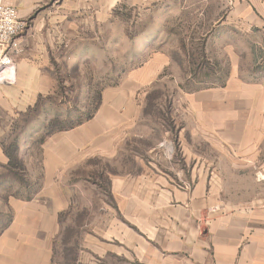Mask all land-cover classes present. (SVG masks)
Listing matches in <instances>:
<instances>
[{
  "label": "crops",
  "instance_id": "crops-1",
  "mask_svg": "<svg viewBox=\"0 0 264 264\" xmlns=\"http://www.w3.org/2000/svg\"><path fill=\"white\" fill-rule=\"evenodd\" d=\"M5 2L27 25L13 67L0 74L9 79L0 86V105L7 112H27L55 90L51 43L44 38L52 23L69 18L66 6L102 5L109 13L118 4L178 6L212 22L206 36L230 35L222 85L181 99L190 124L180 129L177 144L169 143L181 156L173 152L151 164L137 159V171L110 176L115 215L88 241L89 264H264V0ZM39 51L41 61L35 57ZM124 97L107 95L92 119L42 143L44 183L15 206L18 214L0 240V262L21 264L31 256L50 264L60 217L70 204L62 183L65 166H77L85 157H115L130 133ZM0 159L8 163L1 143Z\"/></svg>",
  "mask_w": 264,
  "mask_h": 264
},
{
  "label": "rangeland",
  "instance_id": "rangeland-1",
  "mask_svg": "<svg viewBox=\"0 0 264 264\" xmlns=\"http://www.w3.org/2000/svg\"><path fill=\"white\" fill-rule=\"evenodd\" d=\"M66 7L69 18L45 31L51 43L47 53L55 62L53 93L27 112H7L0 105V143L8 159L6 165L0 159V240L18 214L15 206L30 200L44 183L41 146L47 137L92 119L107 95H124L130 133L115 157H85L77 166H65L62 183L70 204L60 217L50 264H89L88 241L115 215L110 176L137 171V159L151 164L173 152L181 156L178 146L173 150L169 144H177L180 129L190 124L181 99L222 85L229 72L223 48L231 38L221 32L206 36L212 22L178 6L118 4L111 13L102 5ZM35 57L41 61L42 53ZM6 76L0 77V86L7 84ZM25 257L21 264L46 263Z\"/></svg>",
  "mask_w": 264,
  "mask_h": 264
},
{
  "label": "built area",
  "instance_id": "built-area-1",
  "mask_svg": "<svg viewBox=\"0 0 264 264\" xmlns=\"http://www.w3.org/2000/svg\"><path fill=\"white\" fill-rule=\"evenodd\" d=\"M5 1L0 0V74L13 67L20 48L19 37L26 27L17 10Z\"/></svg>",
  "mask_w": 264,
  "mask_h": 264
},
{
  "label": "trees",
  "instance_id": "trees-1",
  "mask_svg": "<svg viewBox=\"0 0 264 264\" xmlns=\"http://www.w3.org/2000/svg\"><path fill=\"white\" fill-rule=\"evenodd\" d=\"M79 124H80V123H79ZM71 127H73V126H71ZM71 127H70V128H71Z\"/></svg>",
  "mask_w": 264,
  "mask_h": 264
}]
</instances>
